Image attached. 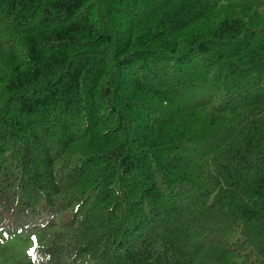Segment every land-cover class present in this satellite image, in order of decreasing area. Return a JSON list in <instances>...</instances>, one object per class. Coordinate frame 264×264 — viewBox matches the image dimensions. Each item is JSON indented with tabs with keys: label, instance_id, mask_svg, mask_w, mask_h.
<instances>
[{
	"label": "trees",
	"instance_id": "16d2710c",
	"mask_svg": "<svg viewBox=\"0 0 264 264\" xmlns=\"http://www.w3.org/2000/svg\"><path fill=\"white\" fill-rule=\"evenodd\" d=\"M0 264H264V0H0Z\"/></svg>",
	"mask_w": 264,
	"mask_h": 264
}]
</instances>
